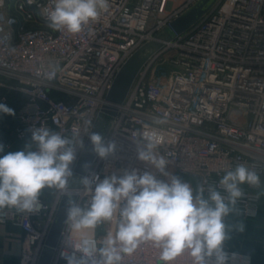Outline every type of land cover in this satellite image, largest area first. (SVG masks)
<instances>
[{"label": "built area", "instance_id": "2783aa9c", "mask_svg": "<svg viewBox=\"0 0 264 264\" xmlns=\"http://www.w3.org/2000/svg\"><path fill=\"white\" fill-rule=\"evenodd\" d=\"M199 1L108 0L96 21L72 34L48 27L56 0H0V102L15 112L0 114L3 129L24 145L31 142V129L67 137L79 131L83 147L76 149L70 184L91 132L106 126L103 139L114 141L116 151L107 158L96 154L85 176L103 179L135 169L166 179L138 159L144 137H151L155 154L169 161L170 174L187 182L194 194L203 187L205 197L210 185L227 196L220 179L244 164L261 183L240 185L243 195L224 223L229 232L234 216L255 219L264 184V0H216L184 33L168 41L159 38ZM153 42L161 45L138 71L124 101H107L118 73ZM160 55L174 68L156 64L148 73ZM105 106L116 115L104 113ZM70 184L68 194L57 191L52 202L40 197L38 212L0 208V224L12 222L23 232L22 264H38L63 196H74L81 205L89 199L81 183ZM118 211L93 229L75 230L67 220L51 264H67L62 253L79 256L86 244L99 256L115 235ZM224 251L225 264H254L248 254ZM160 253L146 241L131 254L122 253L120 264H164ZM171 264L193 261L185 250ZM206 264H216L215 256Z\"/></svg>", "mask_w": 264, "mask_h": 264}, {"label": "clouds", "instance_id": "9594fccd", "mask_svg": "<svg viewBox=\"0 0 264 264\" xmlns=\"http://www.w3.org/2000/svg\"><path fill=\"white\" fill-rule=\"evenodd\" d=\"M107 7L108 0H56L48 27L79 33ZM0 114L15 115V112L0 102ZM88 123L91 129V121ZM80 136L79 131L67 137L48 129H31V142L22 150L5 153V146L0 143V208L15 207L32 214L42 207L40 196L44 189L68 194L76 149L83 147ZM89 138L100 158L115 153L114 141L105 143L95 132ZM142 140L143 144L137 148L138 159L150 164L166 179L135 169L103 179L96 174L82 177L80 183L89 199L83 205L69 201L67 220L71 228L93 229L102 221H111L117 210L119 219L114 237L107 238L99 256L86 244L79 256L75 252L62 253L67 264H120L122 253L131 254L146 241L161 249L160 259L164 264H171L185 250L193 264H206V258L213 256L216 264H225L227 254L223 244L228 229L224 218L232 211L230 206H235L243 195L240 185L259 186L260 177L239 164L219 181L227 196L211 185L207 197L203 187L194 194L187 182L166 170L169 161L164 155L155 154L152 138ZM237 230L242 232L244 225L240 224Z\"/></svg>", "mask_w": 264, "mask_h": 264}, {"label": "water", "instance_id": "95a60500", "mask_svg": "<svg viewBox=\"0 0 264 264\" xmlns=\"http://www.w3.org/2000/svg\"><path fill=\"white\" fill-rule=\"evenodd\" d=\"M215 1L216 0L199 1L184 14L173 20L170 25L159 35V38L168 41L172 40L177 35L184 33L208 11V9L215 3ZM153 44L156 45L158 43L153 42L145 45L137 52V54L132 59L129 60L124 68L118 73L107 95V101L116 104H120L124 101L138 71L145 64L149 56L154 52L152 50ZM102 111L111 116L116 115V111L109 108L108 106H105ZM107 131L108 126L104 128H94L92 132L99 133L104 138V135ZM89 137L76 164L73 183L70 185H73L74 183L80 184L81 178L86 175L96 156ZM69 201H75V197L67 195L63 196L56 213V217L49 229L45 241V246L38 264H51L54 250L58 245L62 231L67 223V208L69 206Z\"/></svg>", "mask_w": 264, "mask_h": 264}, {"label": "crops", "instance_id": "0c3cea01", "mask_svg": "<svg viewBox=\"0 0 264 264\" xmlns=\"http://www.w3.org/2000/svg\"><path fill=\"white\" fill-rule=\"evenodd\" d=\"M152 51V50H151ZM0 143L8 151L22 150L25 145L13 140L10 133L3 129L0 116ZM9 145V148L6 147ZM261 212L255 219H243L234 216L230 220L232 230L224 241L223 248L236 250L252 257L254 264H264V184L260 190ZM244 230L238 231V226ZM23 232L19 226L9 222L0 224V264H22Z\"/></svg>", "mask_w": 264, "mask_h": 264}, {"label": "rangeland", "instance_id": "374dc122", "mask_svg": "<svg viewBox=\"0 0 264 264\" xmlns=\"http://www.w3.org/2000/svg\"><path fill=\"white\" fill-rule=\"evenodd\" d=\"M160 43H158V44H153L152 46V50L153 51H156L157 49H159V47H160ZM164 57L165 56H163V55H160L159 57H158V59L156 60V62H154L153 64H151L150 65V67H149V69H148V73H151V71H152V69H153V67H154V65H161V64H163L164 66H167V68H174V64H172V63H169L167 60L165 61L164 60ZM163 62V63H162ZM143 68V67H142ZM140 72V71H139ZM138 72V73H139ZM137 73V74H138ZM137 76V75H136ZM2 93H4V91H1V89H0V97H1V95H2ZM5 130V129H4ZM56 194H57V190L56 189H44L43 191H42V193H41V198L42 199H44V200H46L47 202H52L53 201V199H54V197L56 196ZM99 229L97 230L99 233H101V234H103L104 233V230L102 229V227H101V225H99V227H98ZM24 237V236H23Z\"/></svg>", "mask_w": 264, "mask_h": 264}, {"label": "bare ground", "instance_id": "6f19581e", "mask_svg": "<svg viewBox=\"0 0 264 264\" xmlns=\"http://www.w3.org/2000/svg\"><path fill=\"white\" fill-rule=\"evenodd\" d=\"M146 63H147V62H146ZM146 63H145V65H146ZM145 65H144V66H145ZM144 66H143V67H144ZM142 69H143V68H141V70H142ZM141 70H140V71H141ZM138 74H139V73H138ZM56 211H57V207H56V210H55L54 214L56 213ZM91 231H92V230H89V232H91Z\"/></svg>", "mask_w": 264, "mask_h": 264}]
</instances>
